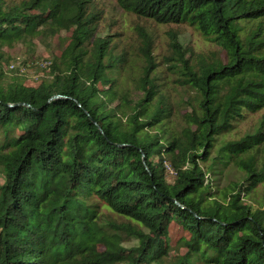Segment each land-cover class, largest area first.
<instances>
[{"label": "trees", "instance_id": "trees-1", "mask_svg": "<svg viewBox=\"0 0 264 264\" xmlns=\"http://www.w3.org/2000/svg\"><path fill=\"white\" fill-rule=\"evenodd\" d=\"M117 2L192 26L225 58L176 39L160 63L139 27L131 87L132 53L98 34L94 0H0V59L61 43L34 84L0 64V264H264V111L228 137L264 110V0ZM161 64L191 93L182 118L155 88Z\"/></svg>", "mask_w": 264, "mask_h": 264}, {"label": "rangeland", "instance_id": "rangeland-1", "mask_svg": "<svg viewBox=\"0 0 264 264\" xmlns=\"http://www.w3.org/2000/svg\"><path fill=\"white\" fill-rule=\"evenodd\" d=\"M101 8L102 15L97 26V32L109 34L112 38V46L115 53L122 54L127 51L130 61L126 66L128 81L131 87L135 85L136 78L142 70V60L139 56L141 40L139 27L148 29L153 41L152 51L160 63L169 49L170 43L178 39L183 43L187 55L190 57H220L225 58L221 47L206 40L197 30L188 24H158L151 20L140 19L131 12L121 8L117 0H94ZM63 31L61 37H66ZM61 43L49 39L47 41L36 40L34 44L19 42L14 47H5L4 56L0 59L1 68L8 79L13 77L23 78L28 84H34L38 78L50 73V60H53V52L60 51ZM156 59V60H157ZM153 67L152 69H154ZM152 79L156 89H163L175 104V116L182 118L181 114L187 113L188 104H182L191 93L186 88L175 82L173 73L166 70L165 64H161L153 71ZM264 110L250 113L245 120L241 121L229 138H238L243 134L253 131L259 122ZM168 177L171 179L174 171L168 166ZM230 177H234L230 174ZM226 177L221 179L224 183ZM173 229L172 235H175Z\"/></svg>", "mask_w": 264, "mask_h": 264}, {"label": "water", "instance_id": "water-1", "mask_svg": "<svg viewBox=\"0 0 264 264\" xmlns=\"http://www.w3.org/2000/svg\"><path fill=\"white\" fill-rule=\"evenodd\" d=\"M58 95H55L53 98L57 97Z\"/></svg>", "mask_w": 264, "mask_h": 264}]
</instances>
